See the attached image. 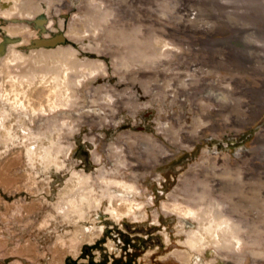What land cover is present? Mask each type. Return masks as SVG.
<instances>
[{
  "label": "rangeland",
  "instance_id": "374dc122",
  "mask_svg": "<svg viewBox=\"0 0 264 264\" xmlns=\"http://www.w3.org/2000/svg\"><path fill=\"white\" fill-rule=\"evenodd\" d=\"M11 2L0 264H264V0Z\"/></svg>",
  "mask_w": 264,
  "mask_h": 264
},
{
  "label": "flooded vegetation",
  "instance_id": "af4514ba",
  "mask_svg": "<svg viewBox=\"0 0 264 264\" xmlns=\"http://www.w3.org/2000/svg\"><path fill=\"white\" fill-rule=\"evenodd\" d=\"M34 2H36V0H33ZM74 0H57V2H61L60 4L61 5H71L73 4ZM15 5L18 7H23V3L18 2V1H14ZM11 0H0V35L3 36L2 34L5 33L6 35H4L2 38H1V41H0V46L2 44H5L4 45V48L5 46L8 44V43H11V41H8L7 39H14V41L12 42H17L19 41V37H16L14 35H10L8 32L6 33V26H4V24L6 23H10V21L14 24H18V23H21V20H20V17L22 18L23 15H20L19 18H12V17H7L6 15L3 14V12L5 11H9L10 8H11ZM32 5V4H31ZM14 6V7H16ZM25 6V5H24ZM40 7V5L38 6ZM30 18H33V17H30ZM5 19H8L7 22L4 21ZM31 24L32 26L34 27V29L36 30V34H35V38L33 39V41L35 39H39V38H49V37H54L56 36L57 34H60V33H63V29H61L60 27V23H57V24H54L53 22H50L49 19L44 16V15H38L35 19H33V21H31ZM64 34V33H63ZM65 35V34H64ZM32 41V43H33ZM31 43V44H32ZM61 45V44H59ZM57 45V46H59ZM56 46V47H57ZM224 147H228L229 146V142H223L222 143ZM65 263H69V264H85V263H81V262H71V261H68V262H65ZM87 264H94V263H87ZM99 264H121V263H106V262H103V263H99ZM125 264V263H124ZM127 264V263H126Z\"/></svg>",
  "mask_w": 264,
  "mask_h": 264
},
{
  "label": "bare ground",
  "instance_id": "6f19581e",
  "mask_svg": "<svg viewBox=\"0 0 264 264\" xmlns=\"http://www.w3.org/2000/svg\"><path fill=\"white\" fill-rule=\"evenodd\" d=\"M114 200L113 199H110V209H109V213H111L114 217L116 218H119L122 216V213L119 212L118 209H120V205L122 204L120 201V203H117V204H113ZM100 202L97 203V205H99ZM126 204V208L128 209V213L126 214H129L131 212H136V208L134 206V203L130 202H125ZM124 206V205H123ZM174 211L178 212V213H181L183 215H190L191 213L193 214L194 211H192L191 209H185V211H182L180 209H177V208H174ZM76 212H78L76 210ZM82 216V214H81ZM197 216V215H196ZM213 220V219H212ZM211 222H208L207 225H203L202 228L199 230V231H191V234L189 236V238L187 239V244H189L191 247H197L198 245L199 246H202L203 243L205 244H208V243H213V244H219V240H220V237H219V234H218V230L221 229L223 227V224L224 222H215V221H212ZM93 232L92 230H89L88 231H85L86 234ZM98 232L100 233L101 232V229L98 230ZM178 256H180L182 259H184L185 261H189V256L186 255L185 252H178L177 253Z\"/></svg>",
  "mask_w": 264,
  "mask_h": 264
},
{
  "label": "water",
  "instance_id": "95a60500",
  "mask_svg": "<svg viewBox=\"0 0 264 264\" xmlns=\"http://www.w3.org/2000/svg\"><path fill=\"white\" fill-rule=\"evenodd\" d=\"M8 41H14V39H7ZM66 42V36L63 33L57 34L54 37L49 38H39L35 39L33 43L30 45L31 48H52L56 47L59 44H63ZM4 45L0 46V53L4 52Z\"/></svg>",
  "mask_w": 264,
  "mask_h": 264
},
{
  "label": "crops",
  "instance_id": "0c3cea01",
  "mask_svg": "<svg viewBox=\"0 0 264 264\" xmlns=\"http://www.w3.org/2000/svg\"><path fill=\"white\" fill-rule=\"evenodd\" d=\"M64 264V263H63Z\"/></svg>",
  "mask_w": 264,
  "mask_h": 264
}]
</instances>
